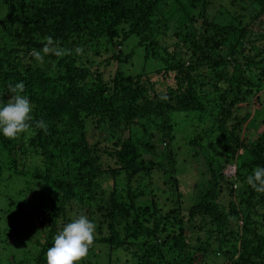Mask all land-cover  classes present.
Wrapping results in <instances>:
<instances>
[{"label": "trees", "instance_id": "trees-1", "mask_svg": "<svg viewBox=\"0 0 264 264\" xmlns=\"http://www.w3.org/2000/svg\"><path fill=\"white\" fill-rule=\"evenodd\" d=\"M88 1L0 0V11L4 9L0 24L5 26L0 33V105L14 95L10 85L24 83L20 94L33 106V134L20 135L18 152L35 159L36 169L20 174L31 178L28 205L42 217L44 233L34 240V251L24 252L25 257L10 264H47L54 237L80 215L96 227L88 255L79 264H99L100 247L107 249L108 264L110 249L134 256L135 264H264V193L246 182L254 168L264 167V105L259 111L262 130L253 122L240 142L235 137L248 116L230 132L216 126L223 162L217 169L207 165L209 186L196 192L195 204L188 210L189 221L196 223L188 234L195 235V246L186 238L182 211L175 208L183 204L177 193L179 182L166 169L174 171L169 145L175 139L172 116L202 114L213 103L212 107L222 109L224 120L227 105L249 106L251 99L264 93V57L255 60L264 56V36L253 31L255 37L248 28L264 13V0L252 1L259 14L248 22L233 16L235 26L224 18L207 22L209 0ZM196 13L206 25L202 33ZM172 27L171 35L184 52L169 51L161 41ZM47 36L71 54H48L43 63L38 62L32 51H41ZM128 40L142 49L145 62L158 61L156 74L171 76L172 84L163 78L164 90H156L148 75H126L119 67L108 79L97 64L87 67L89 62L83 63L76 52L79 48L95 56L111 53L105 64L109 67L110 59L120 62L122 57L114 47H124ZM231 40L244 49L240 61L230 59L236 54L234 46L228 56H221V48ZM256 42L262 43L261 50L252 55L247 46L258 48ZM253 68L258 77L252 76ZM41 119L48 125L47 134L35 128ZM201 139L195 136L189 144L201 147ZM15 141L0 131V145L6 151ZM162 144L163 155L157 150ZM154 156L162 157L164 164L154 165ZM229 163L236 166L231 180L222 173ZM155 171L165 176L168 194H176L171 197L173 208L163 214L151 197ZM222 180L232 182L225 185L228 192L235 181L242 188L227 212L217 202L224 189L218 184ZM9 227L15 229L13 223ZM3 242L0 239V246Z\"/></svg>", "mask_w": 264, "mask_h": 264}, {"label": "rangeland", "instance_id": "rangeland-1", "mask_svg": "<svg viewBox=\"0 0 264 264\" xmlns=\"http://www.w3.org/2000/svg\"><path fill=\"white\" fill-rule=\"evenodd\" d=\"M170 1L166 3V13H168L170 8ZM252 1L253 0H209L208 4L210 5H208L207 22H209V19L220 20L221 18H224L226 19V22L230 23V25L235 26L236 23H233L232 20L233 16H239L242 22H248L251 18L253 19V16H256L257 13L259 14L258 8L252 4ZM88 2H91V0ZM2 10L4 11V9ZM2 10L0 11V21L2 20V15L4 14ZM194 15V18L199 20L197 27L198 30L202 28V33V31L206 29V25L200 21V18L197 17V13ZM171 23L172 26H175L174 22ZM164 26L162 28H164ZM248 28L251 29L252 33L253 31H256L258 32V35L261 34L264 36V13H260V16H258V18L251 23ZM4 29V24H0L1 34L4 33ZM172 32L173 27L168 31V36L161 38V41L169 47V51L173 50V52H175L174 50H177L184 52L185 48L178 43L177 39L173 38L171 35ZM253 34L255 35V33ZM253 34L250 35V39L254 37ZM170 36H172V39ZM2 46L3 44H0V48ZM230 46H234L236 53L230 59L234 58L235 60L237 59L240 61L244 49L240 46V43L233 40L228 43V46L221 48V56H228L230 54ZM254 46H257L258 48L247 46V48L253 50L250 51V54L252 55L259 53L262 43L256 42ZM114 52L121 53L122 57L120 62L119 60L116 62L115 60L110 59L109 67H106L105 64L108 58H110L111 53L105 54L101 52L100 56H95L93 52H87L86 49L84 51H80L79 55L82 57L83 63L84 61L89 62L87 67H89L90 64L93 67V63L97 64L98 66L96 67L104 74L105 78L108 79L113 77L117 67H119V69L126 75H137L141 73L148 75V80L155 84L156 90H164V79L166 80V83L170 81V84H172L171 76L167 79V77L164 78L163 76L156 74L155 70L160 68V65L158 66V61H153L154 63H147L143 60L142 49L136 47L134 41L130 42V40H128L124 44V47L123 45L121 47L115 46ZM263 57V55H259L255 58V60L258 61ZM189 64L190 59H186V65L188 66ZM257 72L258 70L253 68L252 76L258 77ZM152 73L154 75H152ZM259 95L260 97L251 99L249 106L246 105V103L237 104L231 107L227 105L226 109H229V112L225 116L224 120H222V117L219 114L222 109L218 108V106L212 107L213 103H211V106H207L202 114L195 112V114L180 113L172 116L173 121H171V126L175 139L169 145L173 151L174 171H172L169 167L166 169L168 173L170 172L171 175L179 182V190L177 193L181 195L183 204L182 207L175 206V208L182 211V216L184 218L183 223L186 228V238L191 239L190 244L192 246L196 245L194 242L196 237L195 235L194 238L193 236L188 237V234L196 223L195 221H191L192 223L189 221L188 210L195 204L193 196H196V192L198 190L209 186L211 177L207 165H212L214 169H217L223 162V154L221 151L222 145L218 139L216 126H222L227 132H230L232 126L240 122L245 116H248V120L240 127L241 129L237 132L235 137V140L240 142L246 127H251L253 122H257L258 127L261 126L260 121L263 118V114L259 116V111L264 105V93H259ZM1 106L2 105H0V107ZM196 115H201V118H198ZM252 130L253 128L248 131L252 133ZM260 130H262V127H260ZM254 135L252 137H254ZM195 136L202 137L201 147L189 144V140H192ZM20 138L21 137L19 136V138L16 139L13 149L9 152L0 145V239L2 242L5 240V242H3L0 246V264H10L12 259H18L23 256L25 257L24 252L34 251V240L44 236V233L40 230L41 222L43 221L42 217L40 215H36L35 210L33 212L31 206L28 205V203L31 202L29 201L30 198L27 196L28 191L26 190L29 189L28 183L31 181V178L29 176L26 178L20 174V172H29L30 174L34 169H36V165L34 164L35 159L26 156L23 157L19 154V147L22 145V143H19ZM163 148H165L163 144L158 145L157 147L158 153H161V155H163ZM148 159L149 157L145 156V160ZM152 161L154 165H158L160 163L164 164L162 157L157 158L154 156ZM224 169L225 166L222 169L224 176H226L229 180L234 178L226 175ZM154 176L155 177L152 178L155 182L154 187H151L154 191L152 192L151 197L154 196L156 208L163 214L173 208L171 197L173 198V195L176 194L175 192L173 195L168 194L167 188L163 185L165 176L162 175L161 172L159 173L155 171ZM222 181L223 182L221 183L219 181L218 184L222 187V189H224L221 191L217 202L219 205H222L223 208H225V212H227L229 203H236L237 195L242 188L239 185V182L235 181L232 184V191L228 192L225 190V185L227 188L231 186L230 184L232 182L229 181L227 183L226 180ZM106 184L109 185L110 183L107 182ZM237 184L239 187L236 186ZM21 191L22 193H20ZM151 209L152 211L154 210L153 207ZM12 223L15 225L14 230L9 227V224ZM172 231L173 230L171 229L170 232ZM123 236L124 235H122L121 239L124 238ZM110 250V264H135L133 261V259H135L133 258L134 256L126 254L122 249ZM97 251L99 264H108V259L106 258L107 249L100 247ZM76 264L79 263L76 262Z\"/></svg>", "mask_w": 264, "mask_h": 264}, {"label": "clouds", "instance_id": "clouds-1", "mask_svg": "<svg viewBox=\"0 0 264 264\" xmlns=\"http://www.w3.org/2000/svg\"><path fill=\"white\" fill-rule=\"evenodd\" d=\"M46 43L41 51L33 49L34 58L43 63L44 56L54 54L57 57L71 54V50L58 47L59 42L53 41L51 36L44 38ZM82 51L77 48L76 52ZM43 53V55H42ZM14 93L8 102L0 107V131L8 139H18L21 134L32 132V103L29 98L20 93L24 92L23 82L9 86ZM167 99V97H161ZM35 128L43 129L47 134L48 125L41 119L36 121ZM224 172L226 175L235 176L236 166L227 164ZM246 182L258 193H264V167L257 166L253 174L247 176ZM239 187V185H236ZM95 224L85 215H80L72 222L66 224L61 232L54 237V244L48 248L46 253L47 264H76L88 255L89 247L93 244Z\"/></svg>", "mask_w": 264, "mask_h": 264}]
</instances>
